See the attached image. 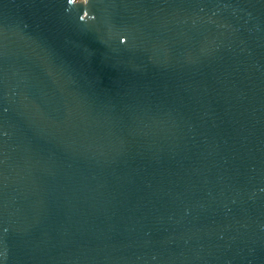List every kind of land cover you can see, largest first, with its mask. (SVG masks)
Masks as SVG:
<instances>
[{"label":"water","instance_id":"1","mask_svg":"<svg viewBox=\"0 0 264 264\" xmlns=\"http://www.w3.org/2000/svg\"><path fill=\"white\" fill-rule=\"evenodd\" d=\"M76 3L0 0V264H264V0Z\"/></svg>","mask_w":264,"mask_h":264},{"label":"clouds","instance_id":"2","mask_svg":"<svg viewBox=\"0 0 264 264\" xmlns=\"http://www.w3.org/2000/svg\"><path fill=\"white\" fill-rule=\"evenodd\" d=\"M68 3L70 6H77V5H87L88 3H76V0H68ZM88 18H85V19H82V16L80 17V20L83 22V21H86ZM121 43L124 44L126 43V40L125 39H121Z\"/></svg>","mask_w":264,"mask_h":264},{"label":"rangeland","instance_id":"3","mask_svg":"<svg viewBox=\"0 0 264 264\" xmlns=\"http://www.w3.org/2000/svg\"><path fill=\"white\" fill-rule=\"evenodd\" d=\"M80 1V0H79Z\"/></svg>","mask_w":264,"mask_h":264}]
</instances>
